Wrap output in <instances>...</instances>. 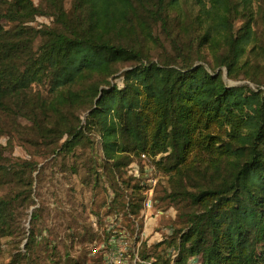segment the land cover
I'll return each instance as SVG.
<instances>
[{"label": "trees", "instance_id": "16d2710c", "mask_svg": "<svg viewBox=\"0 0 264 264\" xmlns=\"http://www.w3.org/2000/svg\"><path fill=\"white\" fill-rule=\"evenodd\" d=\"M182 1L69 0L66 8V0H0V119L27 121L49 153H73L85 132L96 133L113 175L142 157L170 173L162 200L189 211L182 229L169 227L160 254L144 248L143 258L170 264L166 254L173 249L174 264H264V90L261 83L256 90L228 87L220 73L199 64L205 62L201 45L221 47L214 67L233 78L244 58L261 54L249 1L193 0L194 19L180 13ZM39 17L52 25L32 26ZM157 27L175 60L147 59L144 47L157 42ZM126 63L123 86L111 85ZM82 107L84 127L75 114ZM1 161L0 186L7 189L0 197V236L9 237L16 209L32 201L35 165L9 168L2 155ZM130 179L136 183L131 198L142 197L147 186ZM112 193L113 204L124 206L122 190ZM36 219L33 214L30 223ZM34 239L30 231L26 253Z\"/></svg>", "mask_w": 264, "mask_h": 264}, {"label": "rangeland", "instance_id": "374dc122", "mask_svg": "<svg viewBox=\"0 0 264 264\" xmlns=\"http://www.w3.org/2000/svg\"><path fill=\"white\" fill-rule=\"evenodd\" d=\"M32 1L35 5L39 3V0ZM202 1L206 5L209 3V0ZM248 1V12L253 16L252 28L256 48H263L261 54L254 52L246 55L243 60L246 65L242 64L233 78L228 77L226 68L214 67L216 56L225 51L221 47L214 52L209 46L201 45L199 52L205 62L199 64H203L209 72L220 73L228 87L247 86L256 90L257 83H261L260 88L264 90V0ZM65 7H69V0H66ZM178 10L191 19L198 14V6L193 0H183ZM171 16H176V12L171 13ZM242 22V19L235 21V31L241 27ZM40 25H52V21L39 17L32 24L35 27ZM154 36L157 42L149 41L144 47L147 59L153 62L175 60L170 41L159 27L154 29ZM187 41L184 38L179 39L184 46ZM196 47L194 46V50ZM130 67L129 63L121 65L119 71L109 79L110 84L121 88V74ZM248 75L254 76L255 80L250 81ZM75 110L80 119V126L84 127L88 111L85 107ZM11 118L3 114L0 119L3 126L0 130V164L1 155L7 160L5 164L9 168L29 161L35 165V172L32 174L31 203L24 201L16 209L12 225L15 230L13 235L0 236V264H103L101 246L105 247L106 242L104 229L108 223L115 220L113 218L119 216L130 235L131 247L139 249L140 252L148 248L153 255H159L164 248L162 243L158 242L156 232L164 236L170 226L175 230L183 228L182 216L189 211L188 206L167 199L162 200L168 190L170 173L156 166L163 178L153 192L154 208L161 210L164 215L156 221H150V218L155 217L150 214V218H146L147 214L143 212V195L141 194V199H132L133 195H130L136 186L130 178L135 175L137 167L143 169L146 164L152 165L150 161L142 162L134 158L133 163L123 169V173L113 175L109 169L111 162H107L103 157L100 139L96 133L85 132V139L73 153H49L40 145V141L36 140L27 121L19 119L16 124ZM63 142L64 140L60 144ZM113 187L121 189L125 195L124 206H121V203L113 204ZM6 189V186H0V197L4 196ZM33 214L37 219L30 223ZM30 231L33 232L35 243L26 253L25 244ZM137 232L139 236L141 232L145 234L140 236V243L133 240Z\"/></svg>", "mask_w": 264, "mask_h": 264}, {"label": "built area", "instance_id": "2783aa9c", "mask_svg": "<svg viewBox=\"0 0 264 264\" xmlns=\"http://www.w3.org/2000/svg\"><path fill=\"white\" fill-rule=\"evenodd\" d=\"M143 161L146 162L145 158ZM135 170V175L133 178L142 179V184H145L147 187L142 192L144 202H143V212L150 218L155 217V220L161 218L164 213L161 210L154 208L153 192L158 184V182L163 178L161 173L157 170L156 166L153 165H144L141 170L139 167ZM120 217V216H119ZM113 218L115 220L111 221L105 226V237L106 240L105 247L102 245L101 248L103 256V264H158L153 257L143 258L140 254L139 249H134L130 244V235L127 230L123 227L121 218ZM156 227V226H155ZM117 229V232L115 230ZM166 234L163 236L161 233L156 232L155 235L158 238V242H162L171 234V229H166ZM141 232L140 236H143ZM138 235V232L135 233L133 240L135 242H142V238ZM139 242V243H140ZM177 251L170 249L167 254V260L170 264H174L177 257Z\"/></svg>", "mask_w": 264, "mask_h": 264}]
</instances>
